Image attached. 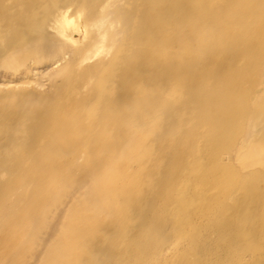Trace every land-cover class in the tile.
Segmentation results:
<instances>
[{"label":"rangeland","instance_id":"374dc122","mask_svg":"<svg viewBox=\"0 0 264 264\" xmlns=\"http://www.w3.org/2000/svg\"><path fill=\"white\" fill-rule=\"evenodd\" d=\"M41 1L0 0V264H67L66 249L75 264H264V0H87V30L55 41L19 23ZM12 111L45 114L29 149L2 129ZM109 115L112 155L92 161L106 181L83 148L33 163ZM97 187L103 235L75 253Z\"/></svg>","mask_w":264,"mask_h":264},{"label":"bare ground","instance_id":"6f19581e","mask_svg":"<svg viewBox=\"0 0 264 264\" xmlns=\"http://www.w3.org/2000/svg\"><path fill=\"white\" fill-rule=\"evenodd\" d=\"M87 0H81L80 4L78 5V12L76 14L70 13V8L73 6L71 4V1L69 0H42L37 4V10L42 12L41 17L39 18H32L28 14H25L28 9L30 8L29 5L26 6L27 9L23 10L20 14L23 16H20L21 19H19V23L22 24V26H25L31 33H35L40 36H46V38L55 41L57 39H54L50 37V34L57 35L58 38L66 39L68 30L75 28H80L83 31L87 30L86 23L84 24L82 22L84 18V11L86 7ZM94 8L89 7V9ZM24 9V5H23ZM70 28V29H69ZM79 29V30H80ZM50 33V34H49ZM30 37L28 38V40ZM61 39V40H62ZM63 45L59 42L51 43V45L46 44V48L50 52H55L56 55L61 56V49ZM31 50V49H29ZM36 51V50H35ZM64 51V50H63ZM32 53H35L33 50H31ZM37 53V52H36ZM36 59L37 62L41 61V58L39 56H32V58ZM52 58L54 56H50ZM82 52H78V57L81 58ZM59 58V57H58ZM72 71L71 66H69V70L66 69V71H61L60 74H58L61 77H64L65 79L68 78L67 75H70ZM23 116V115H22ZM19 113L17 112H10L7 113L6 117H9V119L12 120V122L8 125H3L2 129H4L10 137L12 141L11 144L15 148H18V150H21L22 148H30L33 145V133L34 130L39 128L41 125L42 118L45 117L44 113L36 114L32 116H27L24 122H21L23 119ZM7 124V123H6ZM97 130L94 131L93 138L90 140L87 145L82 146L81 143L76 141V139L70 135V132H66L64 129H61V133L54 136V138L49 142V147L42 149L32 160L33 163H35L41 171L45 170V165H47V161L54 160L56 158H59L58 156H62L64 154H67L70 150H81L84 152V154L88 155L91 159L89 160L87 165V173L94 179H96V183L101 181H106L108 179V175H105L104 168L99 167L94 164L92 161L97 160V158L101 155L103 156H110L112 155V149L114 146V142L110 138H104L102 136V132L107 129L108 127H112V116H107L105 121L100 122V125L97 123ZM105 127V128H104ZM96 146L93 150L92 146ZM93 150V151H92ZM96 150V153H94ZM8 152L7 149L2 148L0 149V155L2 156ZM7 154V153H6ZM107 162L108 160H104ZM103 161V162H104ZM101 162V161H98ZM104 162V163H105ZM103 163V165H104ZM102 190L100 187L93 188L92 192H90V205L86 206L84 208V213L81 216V218L78 220L77 223L72 224L69 229L77 230L75 235H73V240L70 245L71 247L77 248L78 252L79 248L85 245V239L86 236H91L89 239L92 241L91 248L96 245L97 238L96 236H102L103 231L105 227H101L106 223V214L105 211L101 207V196H102ZM100 230V231H99ZM103 230V231H102ZM63 251L59 255V259L62 261H65L67 264H73L74 259H76L75 256L74 259L71 257V254L69 252ZM79 253V252H78ZM71 257V260H70ZM75 264V263H74Z\"/></svg>","mask_w":264,"mask_h":264}]
</instances>
